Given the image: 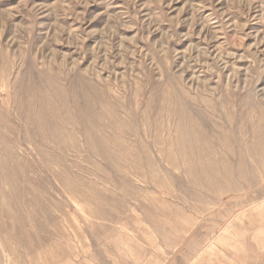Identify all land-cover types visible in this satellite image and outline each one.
<instances>
[{"label": "rangeland", "instance_id": "obj_1", "mask_svg": "<svg viewBox=\"0 0 264 264\" xmlns=\"http://www.w3.org/2000/svg\"><path fill=\"white\" fill-rule=\"evenodd\" d=\"M263 169L264 0H0V264H264Z\"/></svg>", "mask_w": 264, "mask_h": 264}, {"label": "bare ground", "instance_id": "obj_2", "mask_svg": "<svg viewBox=\"0 0 264 264\" xmlns=\"http://www.w3.org/2000/svg\"><path fill=\"white\" fill-rule=\"evenodd\" d=\"M199 144V143H198ZM261 148V147H260ZM251 165V164H250ZM253 167H255L254 165H253ZM251 169V168H250ZM253 169V168H252ZM254 170V169H253ZM264 170V169H263ZM253 172H255V171H253Z\"/></svg>", "mask_w": 264, "mask_h": 264}]
</instances>
